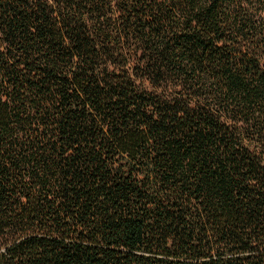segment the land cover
Returning a JSON list of instances; mask_svg holds the SVG:
<instances>
[{
	"label": "trees",
	"instance_id": "trees-1",
	"mask_svg": "<svg viewBox=\"0 0 264 264\" xmlns=\"http://www.w3.org/2000/svg\"><path fill=\"white\" fill-rule=\"evenodd\" d=\"M0 264H264V0H0Z\"/></svg>",
	"mask_w": 264,
	"mask_h": 264
}]
</instances>
